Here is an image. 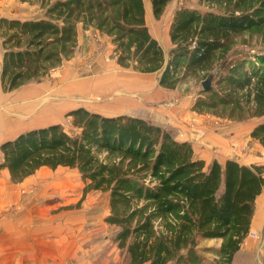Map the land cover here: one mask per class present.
I'll return each mask as SVG.
<instances>
[{"label":"trees","instance_id":"16d2710c","mask_svg":"<svg viewBox=\"0 0 264 264\" xmlns=\"http://www.w3.org/2000/svg\"><path fill=\"white\" fill-rule=\"evenodd\" d=\"M171 1L148 0L152 16L159 19ZM198 3L208 10L174 11L165 58L149 33L143 0H39L41 19H0L1 89L14 91L70 59L81 25L110 39L119 67L159 72L162 89L175 90L187 76L210 77L190 110L260 119L249 137L264 151V56L229 58L239 36H264V0ZM65 118L69 129L51 124L1 143L0 172L20 183L40 168L75 169L81 199L108 194L104 221L117 228L113 241L125 264H233L264 187L263 166L227 159L206 167L190 142L135 116L76 108ZM206 241L218 246H201Z\"/></svg>","mask_w":264,"mask_h":264},{"label":"rangeland","instance_id":"374dc122","mask_svg":"<svg viewBox=\"0 0 264 264\" xmlns=\"http://www.w3.org/2000/svg\"><path fill=\"white\" fill-rule=\"evenodd\" d=\"M143 3L149 33L165 58L171 48L168 30L174 11L180 7L200 12L208 10L198 0H172L162 16L155 19L148 0ZM43 14L39 0H10L9 3L0 0V17L36 20L43 18ZM78 28L72 57L45 76L25 84L32 87L29 92L34 100L19 101L24 98L21 93L25 88L4 92L7 93L4 96L11 99L0 105V142L31 127L36 129L58 123L69 129L65 114L84 108L104 116L125 114L145 119L169 131L176 140L200 130L201 138L197 143L193 140L190 143L194 154L200 152L207 159L215 156V145L221 143V138L238 131L244 136L242 144H245L248 158L257 157L264 162L261 146L249 137L250 130L260 119L231 121L213 114L198 115L190 110L205 79L187 76L175 90L162 89L158 85L159 72L142 74L131 67H119L109 38L92 28L83 29L81 25ZM256 52L264 56V36L245 33L237 38L229 58ZM31 111L35 112L34 116L27 118ZM233 156L230 158H236ZM83 186L75 169H40L20 183H12L9 175L0 172V235L4 233L3 222L19 221L18 225H23L11 227L12 235L37 239L31 242V247L39 248L44 243L49 244L51 238V247L58 248L59 259L61 255L76 254L77 257L66 263L74 264L84 258L89 264H125L123 253L113 241L117 228L104 221L109 214L108 194L91 191L81 199ZM46 238L48 241L44 240ZM201 246L217 247L218 243L206 241ZM251 259L250 255L239 253L234 256L233 264H246Z\"/></svg>","mask_w":264,"mask_h":264},{"label":"crops","instance_id":"0c3cea01","mask_svg":"<svg viewBox=\"0 0 264 264\" xmlns=\"http://www.w3.org/2000/svg\"><path fill=\"white\" fill-rule=\"evenodd\" d=\"M6 1L7 3L10 2V0H6ZM0 18L16 19V18L2 17V16ZM145 20H146V12H145ZM78 36H79V30H78ZM0 48H1V43H0ZM1 59H2V53L0 52V70H1ZM20 88L23 89L25 88V90L23 93H21V96H23L24 98L20 99L19 101L22 100L28 102L34 100L35 97L34 96L32 97V95H30L29 92L31 91L32 87H27L26 85H23ZM3 93L4 92L2 91L0 86V105H3L4 102L8 103L11 99L10 97L4 96L7 93L4 94ZM34 114L35 112L31 111L30 114H28V116L26 117L28 118L34 116ZM31 129L33 128L31 127ZM26 131L21 130L16 134H14L12 137L6 138L4 141L11 140L20 133ZM201 133L202 132H200V130H196V131L193 130L192 132H189L187 138L178 141L190 142V140H193L194 142L197 143L199 138H201L200 136ZM243 140H245L244 136L240 134L238 131H235L231 133L230 137L225 139L221 138V143L218 142L217 146L215 145L216 154L214 157L212 158L208 157L209 159H207L204 156H201L200 152L195 153V156L203 160L205 162V166H209L213 160H216L218 163L223 164L227 159H232L243 165H247V166L256 165V166L264 167V162L261 161V158H257V157H255L254 159L248 158V152L244 150L246 148L245 144H242ZM2 142H0V144ZM261 153L262 154L264 153L263 149ZM233 155L236 158H230ZM40 169H45V168H40ZM1 172L3 173V175L6 174L8 175L6 170H3ZM0 209H2V205H0ZM17 222L19 223V221L7 220L2 224L1 229H4V233L1 232L0 235V264H69L66 263V261L72 260L75 257H77L76 254L72 256L66 254L65 257L61 255L60 256L61 259H59L58 248L51 247V242L53 241L51 238L49 239L50 241L49 244L44 243L40 248L31 247V244H33L31 242L34 240L37 241V239L27 238L25 236L19 237L11 234V230L9 229H11V227L12 229L16 228V225H18ZM22 225L23 223L19 224L18 226H22ZM18 229L20 228L18 227ZM252 233L255 234L257 238L254 239L251 238L250 234ZM23 234L25 235V232H23ZM42 239L40 241H42ZM44 240L48 241L47 238ZM57 240L58 239L55 238L54 242L55 241L57 242ZM55 244L56 243H54V245ZM239 253H241L242 256L249 257L250 255L252 257L251 262H247L246 264H262L261 261L262 258L264 257V187L262 189L261 194L257 197L255 201V210L249 227L248 235L241 244V247L239 251L236 253V255ZM63 260H65V263H62ZM74 264H89V261L83 258L79 260V262L77 261V263Z\"/></svg>","mask_w":264,"mask_h":264},{"label":"water","instance_id":"95a60500","mask_svg":"<svg viewBox=\"0 0 264 264\" xmlns=\"http://www.w3.org/2000/svg\"><path fill=\"white\" fill-rule=\"evenodd\" d=\"M210 85H211V78H210V77L206 78V79L201 83V87H202L203 90L207 89Z\"/></svg>","mask_w":264,"mask_h":264},{"label":"built area","instance_id":"2783aa9c","mask_svg":"<svg viewBox=\"0 0 264 264\" xmlns=\"http://www.w3.org/2000/svg\"><path fill=\"white\" fill-rule=\"evenodd\" d=\"M250 237L253 238V239H254V238H257V236H256L255 234H253V233L250 234Z\"/></svg>","mask_w":264,"mask_h":264}]
</instances>
